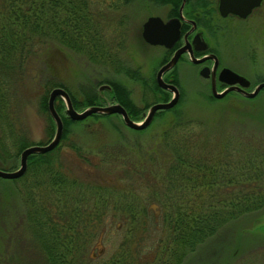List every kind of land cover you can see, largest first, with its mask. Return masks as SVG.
I'll list each match as a JSON object with an SVG mask.
<instances>
[{
  "label": "rangeland",
  "instance_id": "rangeland-1",
  "mask_svg": "<svg viewBox=\"0 0 264 264\" xmlns=\"http://www.w3.org/2000/svg\"><path fill=\"white\" fill-rule=\"evenodd\" d=\"M100 1L96 0L95 5ZM105 1L109 4L117 0ZM127 5L132 7L129 12L122 4L119 11L108 12L107 17L132 18L130 27L127 22L128 42L126 52L122 55V63H125L123 66L128 67L130 73L122 75L121 70L115 72L109 65H100L88 60L82 53L50 43L40 57L30 62L21 85L11 90L13 109L10 116H14V122L10 125L13 128L12 136L17 142L24 140L26 144H44L53 137L55 124L51 123L46 110L40 109V100L43 95L48 97V91L54 86L64 87L74 95L78 104L74 107L77 110L87 106L90 99L110 95L108 89L100 90L98 85L113 82V79L125 84L128 98L139 114L150 103L158 100L151 93L145 94L134 77L141 71L142 76L147 78L153 67L154 71L157 68L161 48L143 46L137 32L141 31L140 24L146 15L154 12L160 14L163 9L152 0H130ZM249 30L243 38L230 35L224 42L220 40L219 50L223 63L233 64L234 68L256 82L264 79V25L259 24L254 30ZM194 71H183L184 76L180 75V99L166 112L162 110L156 113L144 130L135 132L112 115L99 117L97 123L92 122V118L84 123L71 121L66 127V137L58 141H61L60 145L46 152L47 159L54 165L62 166L64 171L70 170V174L76 178L95 181L102 179L105 185L110 183L116 188L120 187L117 192L127 201L124 198L125 203L121 201L119 204H127L131 211L139 215L146 205L151 212L158 210V202L153 198L157 195L155 189L162 184L160 174H163L165 165L171 161V150L165 147L162 139V133L169 124L177 120H193L194 124L198 123V134L204 131L210 134L209 144L217 150L223 148L221 142L229 135L237 140L239 150L264 149V88L258 92L257 97L246 99L232 92L227 97L216 99L207 95L203 77ZM54 103L62 105L61 113L67 116L64 113L65 105L58 96ZM1 133L0 129V136ZM10 140H13L10 136L0 139V167L3 170H14L18 165L20 149L12 146ZM71 145L81 146V149L73 150ZM12 187L10 180L0 177V189L6 188L8 191L0 195V252L4 255H0V263L46 264L38 255L33 238L27 235L28 229L22 224L20 212L23 207L19 197L9 193ZM112 210L111 206L101 221L103 226H107L105 235L100 239V245L105 246L104 256L111 255L125 235L123 229H116L123 217L115 216ZM138 215L132 217L133 244L130 249L134 251V248L142 245L144 258L152 257L153 241L160 235L156 230H150L149 226L141 230L143 225L140 226ZM96 239L97 236L90 242L89 250L100 249ZM183 264H264V210L249 212L225 223L213 236L205 239L202 245H198L192 254H188Z\"/></svg>",
  "mask_w": 264,
  "mask_h": 264
},
{
  "label": "trees",
  "instance_id": "trees-1",
  "mask_svg": "<svg viewBox=\"0 0 264 264\" xmlns=\"http://www.w3.org/2000/svg\"><path fill=\"white\" fill-rule=\"evenodd\" d=\"M117 1L109 4L120 0ZM95 3L96 0H0V139L10 136L11 145L20 150L28 145L12 136L11 90L21 85L30 62L40 57L50 43L82 53L100 65L120 61L117 46L122 41L104 29L108 23H98L101 18L109 19V4L105 0ZM116 86L120 91L116 99L132 119H137L139 111L133 108L129 93L121 85ZM71 96L74 106H78ZM46 97L40 100L41 110L47 108ZM154 98L167 100L166 91L161 90ZM97 100L90 99L86 105ZM61 107L55 103L64 125V139L72 120L61 113ZM2 125L7 130L3 131ZM197 126L191 119L177 120L162 133L165 147L173 153L163 183L156 189L160 211L157 222L147 205L141 209L152 214L148 224L141 221L145 217L139 220L141 230L150 226L160 235L153 241L152 257L147 258L141 246L134 251L123 246V242L133 241L132 235L125 234L110 256L92 260L87 255L90 242L98 236L106 216L96 213L100 210L105 214L119 204L111 196L121 194L117 192L120 187L65 174L62 166L47 159L46 152L29 154L25 172L8 179L13 186L9 193L19 197L23 207L20 218L38 255L46 264H183L188 254L225 223L249 212L263 211L264 149L239 150L240 145L230 135L221 142L222 149H214L209 144L210 134L204 131L199 135ZM6 192V188L0 189V195ZM0 255L4 256L2 252Z\"/></svg>",
  "mask_w": 264,
  "mask_h": 264
},
{
  "label": "flooded vegetation",
  "instance_id": "flooded-vegetation-1",
  "mask_svg": "<svg viewBox=\"0 0 264 264\" xmlns=\"http://www.w3.org/2000/svg\"><path fill=\"white\" fill-rule=\"evenodd\" d=\"M240 1H243V0H240ZM127 2H130V0H120V2L118 4H109L110 10L117 12L121 8L120 6L123 4L126 7V9H128V12H129L130 9H132V7H128ZM152 2L155 3L156 5H158L160 8H162L163 11L160 14H158V12H154L151 15H146L145 16L146 19L144 21H141V24H140L141 31L138 30L137 34L141 38L142 42L144 43L143 46L160 47L161 51H159V57L160 58L157 61L158 65H157L156 70L154 71L155 67H153L152 72H150L147 75V78L149 80L142 76L141 71H139L140 74H139V72H137L136 76L134 77L137 79L134 81L141 85V88L144 90L145 94L151 93L152 96L155 97V94L160 93L162 90V91H166V93H168L167 94V100L170 98V95H171L170 92L171 91H169L167 89L164 90L163 88H161L156 83L157 80L155 78V73L157 72L160 65H163V63H165L170 58H172L173 53L176 50H180V49L181 50L178 54V58H177V60H175L172 67L170 66V68L168 70L164 71V73L162 74L163 80H165V82L171 83L173 86L178 87L179 99H180V91H181L180 81L182 80V77L180 75L184 76L183 71L186 69H193V70H195L194 72H196V74L203 77V79H204L203 85L207 89L206 90L207 95H211V96H214L211 93L212 83H213V85L217 91H220L221 89H225L226 86L228 85V84H225L223 82V80H221L219 78V75H218L219 70L222 68H225V67H228L229 69L233 70V72H235V73L237 72L238 74L243 75L245 77V79L248 80L249 84L244 89L245 91H251L258 84V82L264 81V79H262V80L260 79V80H257L255 82L254 80L249 79V77L247 75L245 76L243 73H241L236 68H234L233 64L223 63L222 62L223 56L219 50V48L221 46V42H224L228 37H230V35H232V37H238V38L242 37L243 38L249 29L254 30V28H257L259 26V24L262 26L264 25V0H259V3L257 5H254L252 8H250L249 12L243 16H241L240 13H236V12L232 13L229 10H226V11L222 10L221 11L220 10V7H221L220 0H152ZM151 16H156L159 18L160 24L155 25L156 27H154V29H153L154 33H152L153 36L160 39L159 43L150 44L142 36V31L144 29L143 23L145 21H147L148 19H150ZM130 17H131V15H130ZM131 21H132V18L129 19L126 17H122V19L121 18L120 19L111 18V17H110V19H108V18L102 19L101 18L98 21L99 24L100 23H103V24L108 23V27H105L104 29L109 30V32L112 31V33H111L112 36H117L120 40V43L122 41L120 46H119V44L117 46V49H119L118 53H117V55H118L117 58L120 61L112 63V65L111 66L109 65V66H110L111 70L114 69L115 72L121 70L122 75L124 74L125 76H127V74L130 72H129L128 67L123 66L125 63H122L123 62L122 61V55L126 52L125 47H126V44L128 42V38H126V37L128 36V33H129L127 26L129 23V27H130ZM234 26H237V27H235L233 29ZM220 40H221V42H220ZM201 71H203V72L201 73ZM107 84L109 85L108 90L110 91L108 93H111V94L106 95L103 98L97 97L98 103L96 102L94 104H102L103 103L102 105H104L105 104L104 101H106V102L110 101L112 103L119 102L122 105V103L119 100H117L116 96H115V95H118L120 92L117 89L116 85L120 84L123 89L124 88L126 89L125 84L119 83L116 79H113V82H111V81L107 82ZM263 88H260L257 91V95L259 94L258 92ZM66 91L70 95V97H69L70 102H72L71 101V97H72L71 95L72 94L68 90H66ZM232 92H234L235 94L238 93V94L245 97V95L239 93L238 91H234V89H232V90H228L227 93L220 98L227 97L228 94L232 93ZM257 95H254V96L257 97ZM220 98H218V99H220ZM245 98L247 99V97H245ZM216 99H217V97H216ZM157 101H163V100H157ZM165 101H163V102H165ZM72 105L74 107L73 102H72ZM89 105H91V104H89ZM147 107L145 108L144 111L142 110L140 112L137 119L138 118L140 119L142 117V114H144L145 111H147ZM172 107L173 106H171L169 109H171ZM169 109H166V110H169ZM124 110H127L126 107L124 108ZM166 110H164V111H166ZM158 111H160V110H157L156 113ZM127 113H128V116L132 119L128 110H127ZM156 113H154L152 120L155 117ZM106 115L107 116L112 115L114 117L116 116L118 119L121 120L120 114H118V113L106 114ZM102 116L103 115L100 113H94V114H90L88 116H85L82 120L78 119V121H81L84 123L85 120H87L88 118H92V122L97 123L99 121V117H102ZM137 119L135 118L132 120L135 121ZM121 121L123 123V120H121ZM86 125H88V124L86 123ZM148 125L146 127H148ZM126 127L129 129H132L128 126H126ZM142 129H136V130L142 131ZM136 130H134V131L136 132ZM62 140H63V137L61 138V141ZM61 141L58 142L57 146L60 145L59 143H61ZM70 147L73 150L81 149V146L73 147L71 145ZM70 147H68V148H70ZM54 149H52V150H54ZM170 150H171L170 154L172 155L173 150L172 149H170ZM170 159H171V157H170ZM80 164H82V163H80ZM168 164L165 165V167L163 169L164 170L163 174H160L162 177V180L164 178V174H166V169L168 168ZM96 166H97V163H96ZM64 173L70 174V170L69 171L66 170V171H64ZM91 180L95 181V179H91ZM99 180H102V179H99ZM160 186H161V184L157 188H159ZM156 189H155V191H156L155 194L158 195L159 191H157ZM157 195H155L153 198L155 199L157 197ZM111 198H114L120 202L121 201L124 202L126 200V198L122 194H119L117 196L112 195ZM124 198H125V200H124ZM152 211H154L153 221L157 222L156 220L158 219V216H160V211L157 209L152 210ZM111 212L119 218H120V215L123 217V220L122 221L120 220L117 223L116 229L117 230L123 229L125 234H128L129 236H131L132 235V227H133L132 217H135L138 214H135V212L131 211L130 208L127 206V204H125V205L115 204V205H113V210ZM99 213L102 215H105L100 210L97 211L96 214L99 215ZM151 215H152L151 212H147V210H145V209L140 210V213L138 215L140 217L138 219L141 220L143 217H145V219H142L141 221L145 222V224H148L147 219ZM105 228H107V226H102V228H100L99 234H98L97 239H96L97 245H100V239H102L103 236L105 235L104 234ZM122 244H123V246H128L129 248H131L133 243L129 244V243L123 242ZM141 247H142V245H141ZM104 249H105V246H103V245H100V249H97L96 251H92V248H91L87 252V255L90 258H92V260L101 261V258L104 259V258H107L108 256H110L109 254H107L106 256L103 255Z\"/></svg>",
  "mask_w": 264,
  "mask_h": 264
},
{
  "label": "water",
  "instance_id": "water-1",
  "mask_svg": "<svg viewBox=\"0 0 264 264\" xmlns=\"http://www.w3.org/2000/svg\"><path fill=\"white\" fill-rule=\"evenodd\" d=\"M221 7L220 10L226 11L229 10L230 12H236L240 13L241 16L247 14L254 5H257L259 3V0H220ZM160 24L159 18L156 16H151L150 19L145 21L143 23V31L142 36L149 42L150 44L159 43L160 39L153 36L152 33H154V27L155 25ZM181 50V49H180ZM180 50H176L173 53V57L170 58L168 61L163 63V65H160L157 72L155 73V78L157 80V84L163 88L164 90L167 89L170 92V98L163 101H156L155 103H151L147 107V111H145L144 114H142V117L138 120H132L127 113V110H124L122 105L119 102H110L107 101L104 105L102 104H94V105H87L84 106L82 110H76L72 102H70V95L64 89L60 86H54L48 91V97L46 98V104H47V112L51 116L52 123L55 124L54 131H53V137H51L47 142L44 144L41 143H34V144H28L24 147L23 150H20L18 153L19 160L18 165L14 170L12 169H2L0 167V177L3 179H15L16 177L20 176L25 172L27 169L26 161L28 160L29 154L34 153H42L45 154V152L49 151L50 149H54L57 145L59 139L62 137V131L64 128V125L61 121V115L56 111L55 109V103L54 99L55 97L59 96L61 101L64 103V113L70 118L71 120H78L83 119L85 116H88L90 114L94 113H100L102 115L104 114H120L121 120H123L124 126H128L132 128L133 130L136 129H144L149 123L152 121V117L154 113H156L157 110H166L169 109L171 106H174L176 102L179 100V89L176 86H173L171 83L165 82L163 80L162 74L164 71L168 70L170 66L174 64L175 60L178 58V54ZM203 71H201L202 73ZM219 78L223 80L225 84H228L225 89H221L220 91H217L212 83V90L211 93L216 98H220L224 96L228 90L234 89V91H238L239 93L245 95V97H253L254 95H257V91L260 88L264 87V81L258 82V84L251 90V91H245L244 89L247 87L248 80L245 79V77L241 74H238L237 72H233V70L229 69L228 67L222 68L218 72ZM103 88L109 89V85L107 83H103V85H99L98 89L102 90Z\"/></svg>",
  "mask_w": 264,
  "mask_h": 264
}]
</instances>
